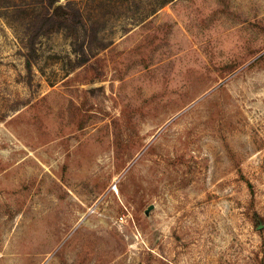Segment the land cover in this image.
Listing matches in <instances>:
<instances>
[{
	"label": "rangeland",
	"instance_id": "374dc122",
	"mask_svg": "<svg viewBox=\"0 0 264 264\" xmlns=\"http://www.w3.org/2000/svg\"><path fill=\"white\" fill-rule=\"evenodd\" d=\"M0 0V264H264V0Z\"/></svg>",
	"mask_w": 264,
	"mask_h": 264
},
{
	"label": "trees",
	"instance_id": "16d2710c",
	"mask_svg": "<svg viewBox=\"0 0 264 264\" xmlns=\"http://www.w3.org/2000/svg\"><path fill=\"white\" fill-rule=\"evenodd\" d=\"M59 0H42L41 4L43 8L46 10L44 13H40L35 20L34 28L31 35V41L28 45V53L26 55L27 66L31 68L32 58L34 53L36 52V44L40 37L45 35L47 32L59 28L58 26L65 25L63 21H58L55 19L53 14L50 13L52 7H54L55 3ZM76 6L75 0H68L67 7L72 8ZM75 11L74 20H75V29L80 32L83 36V39L76 46V52L81 58V64H85L88 62L89 54L91 48L86 45V37H87V28L83 21L81 10L78 7H74Z\"/></svg>",
	"mask_w": 264,
	"mask_h": 264
}]
</instances>
